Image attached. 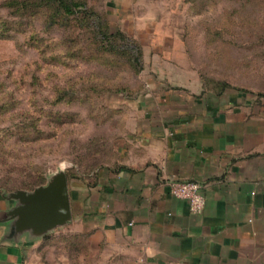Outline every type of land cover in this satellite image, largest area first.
Segmentation results:
<instances>
[{
  "label": "crops",
  "instance_id": "obj_1",
  "mask_svg": "<svg viewBox=\"0 0 264 264\" xmlns=\"http://www.w3.org/2000/svg\"><path fill=\"white\" fill-rule=\"evenodd\" d=\"M173 24L147 27L145 87L122 101L127 132L112 162L68 180V223L14 232L15 199L0 188V264H264V91L194 67ZM174 178L203 183L201 212L171 193Z\"/></svg>",
  "mask_w": 264,
  "mask_h": 264
},
{
  "label": "rangeland",
  "instance_id": "obj_2",
  "mask_svg": "<svg viewBox=\"0 0 264 264\" xmlns=\"http://www.w3.org/2000/svg\"><path fill=\"white\" fill-rule=\"evenodd\" d=\"M73 1L90 13L0 0V188L33 190L60 169L84 182L115 159L127 132L122 101L145 87L153 20L171 19L178 34L182 23L189 61L203 73L264 91V0ZM115 31L139 44L141 70L125 44L104 47L101 37Z\"/></svg>",
  "mask_w": 264,
  "mask_h": 264
},
{
  "label": "water",
  "instance_id": "obj_3",
  "mask_svg": "<svg viewBox=\"0 0 264 264\" xmlns=\"http://www.w3.org/2000/svg\"><path fill=\"white\" fill-rule=\"evenodd\" d=\"M10 197L15 199V205L9 210L8 219L16 233L48 236L72 218L68 177L63 169L55 172L46 184L32 191H12Z\"/></svg>",
  "mask_w": 264,
  "mask_h": 264
},
{
  "label": "trees",
  "instance_id": "obj_4",
  "mask_svg": "<svg viewBox=\"0 0 264 264\" xmlns=\"http://www.w3.org/2000/svg\"><path fill=\"white\" fill-rule=\"evenodd\" d=\"M51 1H54V7L56 10L63 12L66 15H76L79 13H84L86 15H88V13H90V10L88 8H80V6H84V4L78 2V1H73V0H46L47 3H50ZM116 34H118V38H116V40H114V37L116 36ZM110 35H113L110 37ZM120 40V41H117ZM101 41L104 45V47H106L108 45V43L110 42L111 46H114V44L117 42V47L121 48L123 47L122 45L125 44L126 47V53L127 55H129L130 53H132L131 58H129L130 60H133L135 63H137L139 65V70H141L143 68V61L141 59V48L139 47V44H137L136 41H133L131 39H128L126 36H124L122 34V32L120 31H115L114 33H110L109 35L104 34L103 37H101ZM116 41V42H115ZM125 41V42H123ZM121 42V43H118ZM136 50V53L134 52ZM123 53V51H122ZM212 83L216 84L220 90H223L226 86H229V82L227 81H220V80H212ZM67 177L69 180V174L67 173ZM3 189V188H2ZM6 190V189H3ZM27 191H32L29 189H24ZM8 191V190H6ZM16 191V190H15Z\"/></svg>",
  "mask_w": 264,
  "mask_h": 264
},
{
  "label": "built area",
  "instance_id": "obj_5",
  "mask_svg": "<svg viewBox=\"0 0 264 264\" xmlns=\"http://www.w3.org/2000/svg\"><path fill=\"white\" fill-rule=\"evenodd\" d=\"M171 193L188 201L189 209L193 213L201 212L206 205L203 183L194 179L174 178L167 181Z\"/></svg>",
  "mask_w": 264,
  "mask_h": 264
}]
</instances>
